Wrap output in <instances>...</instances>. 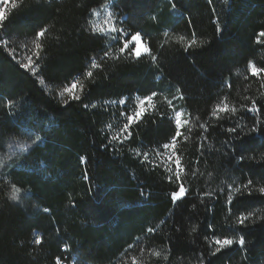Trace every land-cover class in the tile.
<instances>
[{
    "label": "trees",
    "instance_id": "obj_1",
    "mask_svg": "<svg viewBox=\"0 0 264 264\" xmlns=\"http://www.w3.org/2000/svg\"><path fill=\"white\" fill-rule=\"evenodd\" d=\"M108 3L124 34L92 30L99 25L92 10ZM6 8L0 159L10 158L0 164V264H56L58 256L62 264H264V196L234 191L248 179L264 187V75L249 70L250 63L264 67V0H127L118 7L112 0H13ZM41 28L47 31L37 37ZM137 31L152 50L139 59L119 52ZM29 57L35 72L22 67ZM72 81L80 100L60 96ZM152 92L126 139L127 115ZM252 100L259 112L247 110ZM225 104L237 111L212 115ZM179 111L188 123L175 149H164ZM257 118L260 131L242 141L227 131L240 124L247 132ZM35 135L43 143L29 150L13 144L10 155L9 144H31ZM173 152L189 190L176 203L175 176L169 182L166 171H175L167 160ZM14 184L20 200L9 198ZM248 212L255 223L237 224ZM240 235L244 246L212 255L214 237Z\"/></svg>",
    "mask_w": 264,
    "mask_h": 264
},
{
    "label": "snow or ice",
    "instance_id": "obj_2",
    "mask_svg": "<svg viewBox=\"0 0 264 264\" xmlns=\"http://www.w3.org/2000/svg\"><path fill=\"white\" fill-rule=\"evenodd\" d=\"M127 0H112V7H118L121 3H126ZM9 3H13V0H0V4L3 5H7ZM173 8H175V4L172 5ZM104 8L106 10V14L108 19H106L104 21V24L106 25V27H100L99 25H93L92 26V30L94 32H99V33H119V34H124V29L123 28H117L115 26L116 24V17L114 15L113 12L111 11H107L108 9V5H104ZM93 13L97 16H99V12H97L95 9L92 10ZM7 19V8L6 7H0V28L3 27L5 20ZM123 19V18H121ZM126 23H133V21L131 19L127 20ZM219 30V29H218ZM47 31L46 28H41L37 33L36 36L37 37H43L45 35V32ZM131 35V39L130 40H124L123 41V47H121L119 49L120 53H127L129 56H132L136 59H139L142 55L148 54L151 55V48H149L146 44L142 43V35L141 32L137 31L134 34H129ZM165 35H167V33H165ZM259 36H264V31H261L259 33ZM180 39H184L183 37H181ZM196 43V40H190L188 41V46L191 47L193 44ZM132 45V47L130 48L129 46ZM36 47V51L34 52V55L39 58L40 56V48L41 45L39 43H36L35 45ZM109 55L108 52H104V56L107 57ZM153 60H156V56H152ZM35 62L32 60L31 57H29L28 62L24 63L22 65V67L24 69L30 70L32 72H35V67H34ZM93 67H99V65L96 64L95 60H93L92 62ZM249 70L250 72L257 76L260 77L262 75H264V67H257L255 63H250L249 66ZM87 75L89 77L92 76L91 72H88ZM41 84L44 83L43 80L40 81ZM78 87V81H72L70 86H67L63 89L62 92H60V96L64 97L65 95H67L68 97L71 98V100H80L81 97L75 94V89ZM157 95L156 92H152L150 95L144 97L142 100L139 101V104L137 105L136 111L133 114L127 115V120L128 123L124 124L122 131L124 133H126L127 135L125 136V138L127 139L128 137L131 136V132L129 131L131 125L134 122H139L145 115V113L147 112V109L145 107L146 104H150L151 101L153 100V97H155ZM183 95L181 94V96L179 97V99H183ZM70 103L69 100H64V106H67ZM120 103H125V101H120ZM262 103H264V101H262ZM169 104H171V101H169ZM7 105L9 107H13L14 106V102L12 100H8L7 101ZM85 108H87V105H85ZM249 112H259L260 111V107L256 104L255 100L251 101V108L247 109ZM230 112V113H235L237 111V109L235 107L229 108L226 104L221 107L220 105L216 106V111H214L212 113L213 116L218 117L219 116V112ZM124 115V114H122ZM183 115V112H177L175 115V125H176V132L175 135L171 138L169 143H166L163 145L164 149H175L176 147V141L178 138L181 137L182 133L180 131V128L182 125L187 124L188 121H184L181 119ZM261 121L259 120V118H257L256 123L248 129L247 132H244V126L237 124L236 127H231L229 128L227 131L230 133H234L237 134V139L241 140L243 139V136L245 135H249L250 133H257L260 131V125H261ZM240 129L239 133L237 132V130ZM31 131V130H30ZM113 139H117L116 137H113ZM186 139V137H185ZM41 143H43L42 138L39 135H35L34 139L32 140V143L29 144L27 142L24 141H13L12 144L8 145V149H9V153L10 155H15V152L12 151V147L13 144L18 145L17 150H29L32 149L33 146H39ZM122 143V141H121ZM234 151V150H233ZM10 158V156H4L2 159H0V164L4 163V161L8 160ZM85 158L81 157V160L83 161ZM144 159L145 161L148 160V154L145 153L144 154ZM238 161H244L245 157L243 155H240L237 157ZM167 160L169 162H171L172 164H174L175 166V171L173 172V168L169 167L166 169L167 172L170 173V175L168 176V180L169 182H172L173 180V175L175 176V183L177 185V190L172 192L171 195V199L173 201V203H176L178 201L182 202L184 200V198L186 196H188L189 190L184 186V182L181 179V175H182V167H181V160L179 158V156H176L175 152H173L172 155H169L167 157ZM231 189V185L228 186ZM26 191H30L27 190ZM235 193L238 195V197L243 198L245 196L251 197L254 192H258L261 196H264V187H259L258 189H254L253 188V181L252 179H248L247 183L242 184L237 186L234 189ZM21 192V188L16 186L15 184L11 186V191H10V195L9 198L11 200H20V196L18 195ZM204 196H210L211 193H204ZM227 203L229 205H231L233 203V198L230 197L227 201ZM193 208H195V205H193ZM44 212H48L49 210L47 208L43 209ZM255 215V213L252 212H248L247 214L241 213L237 219H236V223L239 225H245L246 222L250 221L251 218ZM259 219L264 220V217H259ZM252 223H255V220H251ZM209 227H211V225H209ZM156 229H149V232H154ZM192 231H196L195 228L192 229ZM42 237H37V239L35 240L36 244H41L42 242ZM207 239V238H205ZM215 245H217V247L215 248V251L212 253V255H215L216 253H219L222 249L224 248H228L230 246H232L233 244H239L240 246H244L245 245V238L243 235H240L238 240L234 239V238H229L227 236H225L224 238H219V237H214L213 238ZM68 246L65 245L64 246V250L67 251ZM154 255L156 256H160L159 252H155ZM165 259H167V257H165ZM56 264H62L61 262V258L58 256L56 257ZM135 264V261H134ZM210 264V261H209Z\"/></svg>",
    "mask_w": 264,
    "mask_h": 264
},
{
    "label": "rangeland",
    "instance_id": "obj_3",
    "mask_svg": "<svg viewBox=\"0 0 264 264\" xmlns=\"http://www.w3.org/2000/svg\"><path fill=\"white\" fill-rule=\"evenodd\" d=\"M10 4V3H9ZM106 5H108V9H107V11H111V12H113V10H112V8H111V4L110 3H108V4H106ZM8 6V4L7 5H3V4H0V7H7ZM97 12H99V16H97V18H98V22H99V25H100V27H106V25L104 24V21L106 20V19H108V17H107V14H106V10H105V8H104V6L102 7V8H100ZM114 13V12H113ZM114 15H115V17H116V19H117V15L114 13ZM116 22H117V20H116ZM142 43H144V44H146L145 42H144V40L142 39ZM28 62V60H26L24 63H27ZM70 86V85H69ZM75 91H76V89H75ZM180 112V111H179ZM181 119L183 120V117H181Z\"/></svg>",
    "mask_w": 264,
    "mask_h": 264
}]
</instances>
